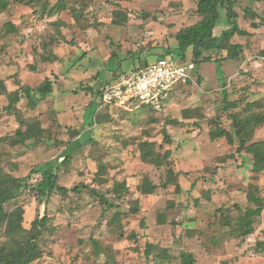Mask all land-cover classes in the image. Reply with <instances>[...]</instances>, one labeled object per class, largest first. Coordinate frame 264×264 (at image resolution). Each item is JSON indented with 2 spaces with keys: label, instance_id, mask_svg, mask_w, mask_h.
<instances>
[{
  "label": "rangeland",
  "instance_id": "rangeland-1",
  "mask_svg": "<svg viewBox=\"0 0 264 264\" xmlns=\"http://www.w3.org/2000/svg\"><path fill=\"white\" fill-rule=\"evenodd\" d=\"M8 1L0 13V78L8 92L36 88L46 78L53 91L45 98L36 95L34 108L26 98L17 104L44 131L39 139L16 144L10 139L20 123L6 110L7 94L0 93V166L24 177L50 162L59 185L81 186L80 192H55L42 205L29 191L5 204L7 213L23 208L26 229L37 211L49 217L39 239L43 255L32 264H181L182 252L192 253L197 264H264V249L257 246L264 242V210L247 236L239 235L238 225L255 207L248 194L264 198V171H252L253 158L237 152V141L209 136L218 124L231 131L230 113L244 116L248 102L264 99V0L235 5L240 28L249 32L231 40L245 47L241 57L204 51L211 60L200 64L192 48L183 56L168 52L178 47L176 33L200 20L198 0ZM253 22L259 26L253 28ZM227 27L222 14L215 35ZM164 57L192 63L194 70L159 107H97L98 89ZM227 99L240 107L227 111ZM252 139H264V124ZM167 149L170 166L163 164ZM145 177L156 186L152 194L140 190ZM123 183L128 191L119 199L116 188ZM92 189L118 207H105ZM6 225L0 219V243ZM162 249L168 257H161Z\"/></svg>",
  "mask_w": 264,
  "mask_h": 264
},
{
  "label": "trees",
  "instance_id": "trees-1",
  "mask_svg": "<svg viewBox=\"0 0 264 264\" xmlns=\"http://www.w3.org/2000/svg\"><path fill=\"white\" fill-rule=\"evenodd\" d=\"M238 0H198L197 14L200 20L195 24L180 29L175 38L178 47L175 51L169 50L168 52H177L183 56L189 48L193 50V57L200 64L205 61H210V57H205L204 51H218L226 52L227 54L222 57L226 59L240 58L244 53L245 47L242 44L233 43L231 40L234 36H247L249 32L240 28L238 23V13L235 10V5ZM9 1L0 3V13L5 11L8 7ZM247 12L251 10L246 9ZM116 15H120L115 11ZM225 15L228 27L221 31L219 35H215L216 28L219 21ZM123 18V17H122ZM127 16L125 17V20ZM117 23V22H116ZM118 24V23H117ZM121 24V23H120ZM264 25V21L261 22ZM13 27L12 24H7ZM253 28L259 25L256 22L251 23ZM165 58V57H164ZM222 58L216 61H221ZM53 91V81L46 78L38 87L32 88L31 86H21L14 91L8 92L5 81L0 78V93L7 94L9 103L6 110L13 112L17 115L20 127L16 130L15 137L11 138V143H24L27 139H39L44 129L40 125L38 119L27 118L20 114L17 104L24 98L28 100V105L31 108L37 106V97L45 98ZM97 107L100 104L102 90L96 91ZM227 97V93H225ZM230 107H240L236 102L230 103L227 99L226 110L229 111ZM258 109V111H254ZM246 114L242 116L239 112L230 113L232 119L231 131L224 129L219 123V119H214V124H218L215 129H211L209 136L211 140H217L225 137L229 143L234 144L238 142L237 152L245 151L249 153L252 158V171L260 173L264 171V139L253 140V135L256 128L264 124V99L254 100L248 102L245 106ZM25 127V129H23ZM164 140L167 143L171 142V136L165 130ZM88 143V142H87ZM74 148V147H73ZM73 148L67 150L65 159L68 160ZM146 143L143 144L144 151L146 150ZM165 161L163 164L170 166L171 150L167 149L164 152ZM144 154V153H143ZM144 160L145 158L142 157ZM104 165L101 164L99 169L104 171ZM169 168V167H168ZM168 172H173L171 168ZM34 176L35 179H34ZM117 197L120 199L122 192L128 191L126 184L117 185ZM140 190L144 194H152L156 190V186L145 177L140 186ZM29 191L34 193L38 204H46L55 192L67 195L70 191L80 192L81 186L68 188L58 184V177L55 169L50 162L41 163L34 167L31 173L24 177H16L11 173L5 172L0 166V219L7 222L5 231V241L0 243V264H32L43 255V250L39 245V239L44 231L48 228L49 217L47 215L41 216V212L37 211L35 219L31 223V228L26 229L23 226L24 210L18 207L15 210L7 213L5 211V204L15 199L17 196ZM94 196L98 197L100 203L108 208H115L118 205L112 203L102 193L92 189ZM249 203L255 204V207H249L239 220V235L245 237L249 234V230L254 224V219L259 217L264 210V198L257 196L253 193L248 194ZM139 209L138 203L130 208L132 213ZM121 214L116 212L114 219L119 220ZM151 246V245H149ZM260 249H264V242L257 244ZM152 250V249H151ZM147 254L150 250L147 249ZM161 257H168L167 251L162 249ZM181 264H197L194 255L190 252L181 253Z\"/></svg>",
  "mask_w": 264,
  "mask_h": 264
},
{
  "label": "built area",
  "instance_id": "built-area-1",
  "mask_svg": "<svg viewBox=\"0 0 264 264\" xmlns=\"http://www.w3.org/2000/svg\"><path fill=\"white\" fill-rule=\"evenodd\" d=\"M194 64L178 63L172 58H159L145 67L120 74L102 90L101 104L136 103L159 107L169 91L191 77Z\"/></svg>",
  "mask_w": 264,
  "mask_h": 264
}]
</instances>
